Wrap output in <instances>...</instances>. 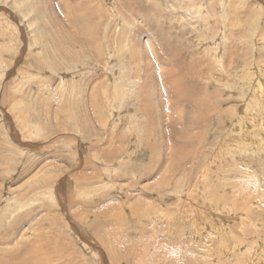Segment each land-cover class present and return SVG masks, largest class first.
Returning a JSON list of instances; mask_svg holds the SVG:
<instances>
[{"label":"rangeland","instance_id":"rangeland-1","mask_svg":"<svg viewBox=\"0 0 264 264\" xmlns=\"http://www.w3.org/2000/svg\"><path fill=\"white\" fill-rule=\"evenodd\" d=\"M256 79L264 0H0V264H264Z\"/></svg>","mask_w":264,"mask_h":264},{"label":"bare ground","instance_id":"bare-ground-1","mask_svg":"<svg viewBox=\"0 0 264 264\" xmlns=\"http://www.w3.org/2000/svg\"><path fill=\"white\" fill-rule=\"evenodd\" d=\"M128 59V58H127ZM126 59V60H127ZM127 62V61H126ZM123 63V62H122ZM128 71V70H127ZM257 71V70H256ZM258 72V71H257ZM258 78V77H257ZM121 79V78H120ZM259 79V78H258ZM123 81V80H122ZM256 85H258L259 86V89H254V88H249L247 91H243L244 93H245V95L247 96V95H249V96H247V105L245 106V111L246 112H249V113H251V114H255L256 112H257V109H256V100L255 99H257L258 101H260V103L259 104H257V106H259L260 105V107H262V109H264V89H261V87L262 86H264V81H261V79L260 80H257L256 79V81L254 82ZM124 84V83H123ZM130 86H132V83L130 84ZM124 88L126 87V84H125V86H123ZM248 87V86H247ZM246 88V87H245ZM130 89L131 88H129V85H128V87L125 89V91H123L124 89H122V86L120 87V89H119V91H120V93H121V99L123 100V98L124 97H126L127 96V98H129V94L131 93L130 92ZM179 89V88H178ZM127 91V93H126V95H125V92ZM133 95V94H132ZM127 98H126V100H127ZM238 98V97H237ZM237 98H236V100H237ZM242 98H244V97H242ZM241 98V99H242ZM246 99V98H245ZM121 100V101H122ZM126 100H124V101H126ZM129 100V99H128ZM131 100V99H130ZM124 101H123V103H124ZM242 102V101H241ZM240 102V103H241ZM126 103V102H125ZM243 103V102H242ZM123 105V104H122ZM124 105H126V104H124ZM146 107V106H145ZM234 122V121H233ZM235 123V122H234ZM233 126V125H232ZM231 131H229L228 133H230ZM243 132V131H242ZM241 132V133H242ZM226 134V133H225ZM224 134V135H225ZM241 136H243L244 138H247L248 140L249 139H251L252 138V142H250V143H247V141L245 142V141H243V143H242V146H243V150H245L244 148H247L248 150H245V151H247V152H249V151H257L258 149V147H263V145H262V143L260 142V144L258 145V147L256 146V144L254 143V140L256 139V137H257V135H254L253 133H249V135L247 134V135H241ZM263 136V135H262ZM228 137H229V139L228 140H232V139H235V137H234V135H231V134H228ZM228 137H226V138H228ZM232 137V138H231ZM242 138V137H241ZM258 138V137H257ZM263 139V138H262ZM223 140H224V137H223ZM228 140H226V141H228ZM237 140V139H236ZM242 140V139H241ZM246 140V139H245ZM222 141V140H221ZM233 141V140H232ZM239 141V140H238ZM261 141V140H260ZM231 142V141H230ZM236 143V142H235ZM237 143H240V142H237ZM231 144V143H230ZM233 144H234V142H233ZM258 144V143H257ZM235 145V144H234ZM221 146H223V145H221ZM225 147H226V145H225ZM230 148V147H229ZM226 149V148H225ZM262 149V148H261ZM228 151V150H227ZM226 151V152H227ZM240 151V150H239ZM238 151V152H239ZM220 152V151H219ZM221 153V152H220ZM240 153V152H239ZM257 153V152H256ZM224 154V153H223ZM223 154L221 153L220 155H219V153H218V155L216 154V156H213V157H215V159H216V162L217 161H219L220 160V157H222L223 156ZM232 154V153H231ZM237 154V153H236ZM253 154H254V152H253ZM235 156V155H234ZM211 157H212V155H211ZM211 161H213V160H211ZM215 161V160H214ZM213 161V163H215ZM221 161V160H220ZM222 162V161H221ZM212 163V164H213ZM211 164V163H210ZM224 164V163H223ZM212 166V165H211ZM214 166V165H213ZM216 167V166H215ZM213 169V168H212ZM223 169V168H222ZM210 169L207 167L206 168V172H205V174L203 173L202 174V176H201V182H200V186L198 185V189H199V187H205L206 189H208L209 188V186L211 185H209V183L210 182H212V179H213V177L211 176V178L212 179H210V178H208L209 176H210ZM108 172L110 173L111 172V169L109 170L108 169ZM226 172H227V170H226ZM212 173V172H211ZM227 174V173H226ZM231 174V173H230ZM208 179H210L211 181L209 182V180ZM215 179V178H214ZM213 179V180H214ZM199 181V180H198ZM214 181H216V179L214 180ZM213 183V182H212ZM199 184V183H198ZM209 185V186H208ZM212 185H214V184H212ZM207 186V187H206ZM213 186H211L210 188H212ZM204 188V189H205ZM197 190V189H196ZM200 190V189H199ZM185 193V192H184ZM196 193V192H195ZM192 194L191 195V193H190V195H191V200L193 199V200H195L196 202H198L196 199H197V195L196 194ZM201 193V192H200ZM200 193H198V197L201 195ZM186 195V194H185ZM188 195V194H187ZM190 195H189V197H190ZM182 197V196H181ZM187 196H185V199H187L186 198ZM201 197V196H200ZM199 197V198H200ZM209 199V198H208ZM189 200H190V198H189ZM190 200V201H191ZM192 200V201H193ZM185 201V200H184ZM209 201L210 202H212L210 199H209ZM201 202V201H200ZM185 203H186V201H185ZM192 203V202H191ZM194 203V202H193ZM210 204V203H209ZM213 204H214V202H213ZM201 205V204H200ZM30 206H32V203L31 202H29V203H24V204H16L15 205V207H16V210L17 211H19V213L20 212H24V210H26V209H28L27 207H30ZM194 206H195V204H194ZM214 206V205H213ZM189 207V206H188ZM202 207V206H201ZM206 207H209L208 205L206 206ZM210 208V207H209ZM197 209V208H196ZM201 209H203V208H201ZM213 208L211 207V210H212ZM207 210V209H206ZM219 210V209H218ZM181 211V210H180ZM212 211H214V210H212ZM221 211V210H220ZM204 212V211H203ZM221 214H222V212H221ZM197 215V214H196ZM220 215V214H219ZM23 216V215H22ZM224 216V215H223ZM7 216H5V218H6ZM226 217V216H225ZM8 218V217H7ZM158 217H155V219H157ZM3 218H0V223L1 222H3V220H2ZM168 219V218H167ZM207 222V221H206ZM6 226H11V222H8L7 223V225ZM170 226V225H169ZM177 232V231H176ZM180 232V231H179ZM8 234V233H7ZM6 233H5V235H7ZM156 236V235H155ZM261 246V245H260ZM246 247V246H245ZM257 247V246H256ZM248 249V248H247ZM247 249H246V251H247ZM258 250V249H257ZM257 250H256V252H257ZM264 253V252H263ZM253 254H255V253H253ZM249 251H247V253L244 255V253L241 255V257H240V260L237 262V264H248L249 262L251 263L253 260H255V258L256 257H261V253H257L256 254V257H254V256H251V257H249ZM258 257V258H259ZM26 258V256L24 257V259ZM229 258V257H228ZM248 258H250V259H248ZM41 260L42 259H45L46 260V263L45 264H51V263H53L52 261L53 260H51V259H49V258H40ZM220 259V258H219ZM231 259V258H230ZM60 260V258L59 259H57L56 261H59ZM263 261V260H262ZM22 262V259L21 260H18L17 262H16V264H20ZM224 262H225V260H224ZM228 262L229 261H227V262H225V263H227L228 264ZM253 262H255V261H253ZM258 262H261V261H258ZM258 262H256V263H258ZM217 263H220V262H217ZM230 264H232V262H229ZM256 263H254V264H256ZM24 264H34L33 263V261L30 259V260H28V261H25V263ZM221 264V263H220ZM234 264V263H233ZM259 264V263H258Z\"/></svg>","mask_w":264,"mask_h":264}]
</instances>
